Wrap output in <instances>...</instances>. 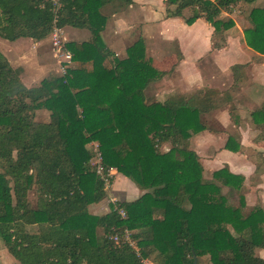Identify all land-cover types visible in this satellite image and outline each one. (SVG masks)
I'll return each instance as SVG.
<instances>
[{"label":"trees","instance_id":"1","mask_svg":"<svg viewBox=\"0 0 264 264\" xmlns=\"http://www.w3.org/2000/svg\"><path fill=\"white\" fill-rule=\"evenodd\" d=\"M55 1L56 7L53 0H0V37L5 39L41 41L55 26L90 33L86 41L65 43L74 66L44 76L36 86L25 85L21 68L0 51V238L5 249L21 264H264L256 254L264 249V208L257 202L246 208L244 178L227 165L206 178L190 149L192 133L210 129L206 115L246 78L250 62L230 66L232 85L226 90L204 87L146 102V87L165 72L146 57L142 38L121 58L106 46L102 8L115 0ZM254 1L163 3L166 18L208 23L212 46L221 47L235 25L229 14ZM239 19L246 46L262 60L264 6H252ZM38 108L49 111L48 122L35 120ZM249 116L259 131L253 140L264 141V99ZM236 138L229 135L224 147L237 151ZM90 141L99 143L105 170L115 169L143 191L136 199L111 203L102 215L88 211L89 204L106 196L89 164ZM224 187L233 188L237 203L227 202ZM31 225L33 232L27 229ZM125 231L135 247L125 240ZM115 234L117 242L111 239Z\"/></svg>","mask_w":264,"mask_h":264},{"label":"crops","instance_id":"2","mask_svg":"<svg viewBox=\"0 0 264 264\" xmlns=\"http://www.w3.org/2000/svg\"><path fill=\"white\" fill-rule=\"evenodd\" d=\"M162 2L163 0H131L128 5H123L122 13L113 11L107 18L102 31L103 41H105L103 34L107 31L125 34L132 16L141 17L147 27L150 25L149 6L160 3L162 5ZM229 16L232 17L235 25L227 32L226 42L221 47L212 46L210 40L212 27L202 19H197L191 25L184 24L180 18L171 17L161 18L158 22L151 23L156 30L157 40L166 45L173 42V49L154 53L151 58L152 62L165 73L155 80L158 86L153 98L148 99L145 92V101L163 100L172 94L171 92L189 94L204 87L226 90L232 85L230 66L235 63L250 62L246 78L229 90L228 99L225 102L206 115L207 124L211 123L210 129L192 133L190 149L199 156L203 171L208 170L210 174L213 170L227 165L230 172L242 175L246 201L252 202V205L255 200H258V203L264 207V141L253 140L259 131L249 119L250 111L259 107L264 99V58L258 61L253 58L256 52L246 46L242 28L237 19L232 15ZM65 30L70 37L65 40L86 41L90 37L86 29L64 27L63 34ZM120 38L121 35L118 36V39ZM43 44L42 40H32L31 47L39 51L43 48ZM122 54L116 53L118 56ZM233 54H237L241 59L231 61L233 57L230 58V56ZM232 108L234 109L230 113ZM229 135L237 137L239 144L237 151L224 147ZM110 170L112 181L110 186L112 187L118 178L119 181L126 183L131 192V194L128 193L129 196L126 192L116 195L117 191L112 190L109 193L110 196L118 201H124L136 199L143 193L127 177L115 169ZM104 198L98 203L89 204V213L95 215L107 213L110 208ZM92 205V209H89ZM27 229L33 232L36 226L31 225Z\"/></svg>","mask_w":264,"mask_h":264},{"label":"rangeland","instance_id":"3","mask_svg":"<svg viewBox=\"0 0 264 264\" xmlns=\"http://www.w3.org/2000/svg\"><path fill=\"white\" fill-rule=\"evenodd\" d=\"M154 1V0H153ZM157 1V0H155ZM157 3V2H156ZM252 6H264V0H255L254 2L248 3L247 5L243 6V9L240 7H236L234 11L229 14L235 17L239 23V25L242 24V22L239 19V15L246 14ZM123 5L115 0L111 3H108L102 8V13H104L107 18L111 16L113 11H117V13H122ZM241 10H243L241 12ZM149 12V23L150 25L146 26V22L141 20V17L134 18L132 16L131 20L129 21V27L127 31L124 33H111L107 31L105 34H103L104 42L106 46L116 53H123L122 55L117 57L121 58L125 56V49L131 45L135 40L138 38H142L145 44V54L148 58H153L154 53L163 52L165 49H173V42L168 43L167 45L163 42H160L157 40L156 37V30L153 29L151 23L158 22V19L160 20L165 19V5L162 2L158 4H152L148 8ZM132 13V12H130ZM232 18V17H231ZM147 20V19H144ZM241 23V24H240ZM121 35V38L118 39V36ZM90 36V35H89ZM68 33L65 30L64 34L62 33L63 41L61 42L62 45H64L68 41L72 40H65V38H68ZM70 38V37H69ZM51 34H49L46 39L42 40L43 48L39 51L31 47L32 40L27 37H21L16 40H8L3 37H0V51L6 56V58L10 61V63L15 67L21 68V79L22 82L27 86H36L39 84L40 79L48 74H62L59 72V64L57 62V58L54 57V51L51 45ZM80 39V38H78ZM83 39V38H82ZM89 39V37H88ZM86 39V40H88ZM78 41H85V40H78ZM233 59L231 61H239L241 59L237 54H233V56H230V58ZM152 60V59H151ZM68 66L72 67L75 64L71 60L68 64ZM87 67L90 68L91 64L88 63ZM157 83L154 81L150 83L146 87V96L148 99L153 98V94L157 90ZM174 93V92H171ZM177 93V92H176ZM35 120L40 122H48L50 120L49 111L44 108H38L35 111ZM90 148V146H88ZM116 174V173H115ZM115 174L113 176H115ZM203 174L207 177L210 174L208 173V170L206 172L203 171ZM111 179L109 180V184L106 192V197L104 198V201L107 200L108 208L109 205L112 202L110 196V192L113 190V192L116 193V195H122L126 192V195L130 192V189L126 185V183L123 181H119L118 178H116L115 183H113V186L111 187ZM224 193H226V198L228 203H237V195L233 188L231 187H224L223 188ZM128 194V196H129ZM28 197L29 200L33 203L35 199V191L29 190L28 191ZM127 197V196H126ZM118 201V200H117ZM258 203V200H255L253 204ZM252 202L248 203L246 201V208L251 207ZM93 205L91 208L92 209ZM264 208V207H263ZM97 234L101 235L102 229L99 228L96 230ZM129 240L132 242V246L135 247L134 241L129 237ZM256 254L263 256L264 258V249H258L256 250ZM145 263L150 264L149 261H145ZM0 264H21L19 261H17L3 246L2 240L0 238Z\"/></svg>","mask_w":264,"mask_h":264},{"label":"built area","instance_id":"4","mask_svg":"<svg viewBox=\"0 0 264 264\" xmlns=\"http://www.w3.org/2000/svg\"><path fill=\"white\" fill-rule=\"evenodd\" d=\"M55 7L58 6L59 4L55 1ZM51 45L54 51V57L57 58V62L59 64V72L62 74L65 73L66 68L68 67V63L71 61V52L66 49L65 44L62 45L61 42L63 41L62 38V28L59 27H54L53 30L51 31ZM88 146H90V151L92 152L89 164L95 171V173L98 175V177L102 180L104 190L107 189L109 180L111 177V170H105L102 164V155L101 151L99 148V143L97 141H90ZM112 202L117 201L115 198H111ZM119 214L121 217H125V213L122 209L118 210ZM111 239L114 242H117L118 240V235L115 234L114 236L111 237ZM125 240L132 246V242L129 240V232L125 231ZM148 264V263H146ZM151 264V263H150Z\"/></svg>","mask_w":264,"mask_h":264},{"label":"water","instance_id":"5","mask_svg":"<svg viewBox=\"0 0 264 264\" xmlns=\"http://www.w3.org/2000/svg\"><path fill=\"white\" fill-rule=\"evenodd\" d=\"M194 264H197L196 260H194Z\"/></svg>","mask_w":264,"mask_h":264}]
</instances>
